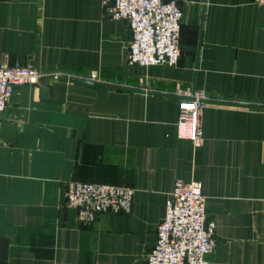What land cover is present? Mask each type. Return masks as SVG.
Listing matches in <instances>:
<instances>
[{
  "label": "crops",
  "instance_id": "crops-1",
  "mask_svg": "<svg viewBox=\"0 0 264 264\" xmlns=\"http://www.w3.org/2000/svg\"><path fill=\"white\" fill-rule=\"evenodd\" d=\"M178 1L179 64L141 67L102 0H0V67L44 75L15 87L0 120V264H146L177 180L202 183L209 264H264V8ZM188 88L208 97L200 148L178 137ZM74 181L131 187L132 210L83 225Z\"/></svg>",
  "mask_w": 264,
  "mask_h": 264
},
{
  "label": "built area",
  "instance_id": "built-area-1",
  "mask_svg": "<svg viewBox=\"0 0 264 264\" xmlns=\"http://www.w3.org/2000/svg\"><path fill=\"white\" fill-rule=\"evenodd\" d=\"M264 8V0H255ZM113 20L126 21L132 30L129 65L176 67L181 57L180 37L183 9L178 0H102ZM44 75L32 65L0 67V120L15 87L36 85ZM59 79L58 76H54ZM92 79L96 80V73ZM177 132L194 148L204 145L203 111L208 102L204 91L180 89ZM135 190L123 185L74 181L66 193L67 206L77 211L83 225L94 224L108 214L129 213ZM202 183L177 180L166 203L165 216L157 228L155 248L145 256L146 264H209L207 256L217 247L216 224L205 212Z\"/></svg>",
  "mask_w": 264,
  "mask_h": 264
},
{
  "label": "water",
  "instance_id": "water-1",
  "mask_svg": "<svg viewBox=\"0 0 264 264\" xmlns=\"http://www.w3.org/2000/svg\"><path fill=\"white\" fill-rule=\"evenodd\" d=\"M60 80L64 81V82H67V81L74 82L75 84L83 85V86H87V87L95 88V89L100 88L102 86V84H100V83L87 81V80H81V79L61 77Z\"/></svg>",
  "mask_w": 264,
  "mask_h": 264
}]
</instances>
